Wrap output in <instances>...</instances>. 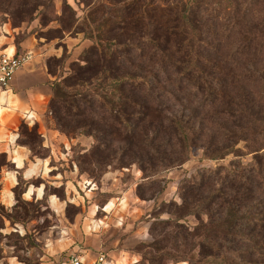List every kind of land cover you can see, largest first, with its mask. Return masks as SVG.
I'll use <instances>...</instances> for the list:
<instances>
[{
	"label": "trees",
	"instance_id": "1",
	"mask_svg": "<svg viewBox=\"0 0 264 264\" xmlns=\"http://www.w3.org/2000/svg\"><path fill=\"white\" fill-rule=\"evenodd\" d=\"M211 1L180 0L175 17L163 23L162 32L152 40L162 58L161 71L167 75L165 81L175 82L177 90L182 91L183 88V91L193 95L192 99L175 97V101L178 100L176 105L181 107L168 110V115L164 116L162 109L153 112L147 100L139 96L153 91V78L156 77L122 68V64L127 63V57L142 49L129 39L103 44L105 51L101 55L107 64L95 66L94 61L85 59L84 64L72 68L70 76L50 83L52 98L47 116L49 120H55V128L66 135L77 133L94 139L91 149L81 148L85 152L77 156L79 173L87 172L95 178L106 173L108 167L124 168L132 164H136L143 173V181L137 185L136 194L141 199H155V204L143 219L147 222L154 220L149 231H158L159 234L152 242L139 244L149 248L146 252H142L140 246L131 249L140 256L138 264L145 261L164 264L169 260L190 264L191 259L184 256L183 245L190 246V252L197 251L200 256L222 257L228 264H264L253 258L254 255L261 256L264 251V200L261 198L264 195V112L260 104L264 102V66L244 68L240 74L234 70L235 67L229 68L224 63L221 68L220 50L216 44L220 38L215 37L216 27L205 23L202 28L198 19L201 11L202 16H209L208 19L213 20L211 23H216L217 16H211L207 9L198 8L202 2L210 4ZM51 2L0 0V11L12 14L16 8L13 12L15 17L23 21L34 15L37 6L48 7ZM84 32L88 34L86 29ZM254 33L249 30L243 35L249 34L247 40L250 43L256 41ZM19 44L20 41L15 44L17 50ZM95 49L94 55L99 53L97 47ZM260 55L262 51L254 58L260 60ZM250 76L256 78L252 83L256 87V96L249 100L250 93L244 90L248 84L245 81H249ZM230 80L233 84L231 89ZM193 100H198L197 106L207 112L219 104L223 105L219 114L221 123H218V133L223 139L220 144H201L203 125L198 121L199 115L188 112L184 103L192 104ZM256 106L259 111L255 112ZM94 107L110 116L115 122L114 127L98 128L96 119L87 116V111ZM228 123L232 126H227ZM18 133L17 143L29 148L33 158L50 155L36 126L29 127L23 120ZM118 134L122 135V140L131 143L140 136L142 147L137 152L130 151L128 147L111 150L107 138ZM172 139L175 140V147L168 145ZM241 141L245 144L239 148ZM194 146H201L203 154L212 160H220L230 154L235 158L230 166L199 168L193 175L184 177L178 187L181 203L175 200L157 202L154 193L146 196L144 190L152 189L158 182L155 176L159 167L182 166ZM248 154H252V159L243 164L241 158ZM3 167L17 171V184L12 189L14 205L7 208L0 200V217L12 226L19 224L25 228L35 220L41 209L48 208L51 194L65 198L56 191L49 192L48 184H45L42 199H25L23 194L28 186L38 185L41 180L25 179L24 170L16 168L8 161L7 155L0 152V178ZM218 177L221 181H217ZM212 179H216V183L211 184ZM113 196L107 195L100 206L103 207ZM164 212L174 218L159 220ZM187 216L198 220L193 229L183 222ZM173 239L177 240L173 249H178L180 253L175 256L162 250L164 242L171 243Z\"/></svg>",
	"mask_w": 264,
	"mask_h": 264
},
{
	"label": "rangeland",
	"instance_id": "2",
	"mask_svg": "<svg viewBox=\"0 0 264 264\" xmlns=\"http://www.w3.org/2000/svg\"><path fill=\"white\" fill-rule=\"evenodd\" d=\"M37 2L40 3V0ZM179 4L180 0H52L48 7L47 5L37 6L38 9L34 15L23 21L15 17L13 12L16 8L12 14L0 11V38L9 40L14 45L20 41L19 50L23 43L31 44V47L28 48L31 51L30 61L38 60L37 63L41 64L48 73L50 83L70 76L72 68L78 64H84L85 59H89L90 62L94 61L95 66L107 64L101 55L102 51H105L103 44L129 39L131 42L142 46V49L134 51L131 57H127V63L122 64V68L130 72L138 71L143 75L152 74V77H156L153 78L155 84L153 91L139 96L147 100L153 112L162 109L163 115L166 116L169 114L168 110L181 107L179 104L176 105L178 100L175 101V97L179 99L182 97L193 98V95L188 91H183V88H181L182 91L177 90L175 82L165 81L167 75L161 71L162 58L152 43L157 33L162 32V24L175 17ZM198 8L200 10L207 9L208 12H211V16H217L214 20L216 23L213 24L211 23L213 20L208 19L209 16H202L201 11L199 16L196 14L200 19L199 23H201L202 28H204L205 23H208L212 28L216 27L214 29L217 31L215 37L220 38L216 44L220 50L218 56L221 58L219 62L221 68L224 63L229 68L235 67L234 70L240 74L241 69L264 66V0H213L210 4L202 2ZM230 18L237 22H232ZM85 29L88 32L86 35ZM249 30L256 32L254 33L256 41L249 43L247 40L249 34L243 35L245 31ZM147 36L148 38L145 39ZM148 39L150 40L148 41ZM96 47L99 53L94 55L93 51L96 50ZM259 51H262L260 60L254 58ZM236 52H240V55H236L237 57H235ZM250 73L252 74V72ZM245 74L248 75L249 72L246 71ZM255 79L254 76H250L249 81H245L248 84L244 91L250 93L249 100L256 96V87L252 85ZM229 84L231 89L233 85L231 80ZM51 98L52 93L48 106ZM193 101L192 104L186 101L184 103L188 106V112L199 115L198 121L200 120V125H203L201 144H220L223 139L218 133L220 130L218 123H221L219 114L223 105L219 104L207 112L197 106L198 100ZM260 104H262L264 112V102H260ZM248 106L250 107V104ZM256 111H259L258 106L255 107ZM87 116L96 119L100 129L114 127V120L100 108L94 107L88 110ZM49 122L55 128V120L50 119ZM227 126L230 127L232 124L228 123ZM60 133L67 136L71 144L61 143L57 155L65 158L69 168H73L74 165L77 166V156L83 154L85 150L89 151L94 139L89 135ZM121 137L122 135L118 134L114 138H107L111 150L116 151L128 147L130 151L137 152L142 147L140 136L139 139L134 138L132 143L129 140H122ZM244 144L245 142L241 141L238 143V147L242 148ZM168 145L175 147V140H170ZM81 148H85V150L83 151ZM243 156L241 158L243 164L252 159V154ZM233 158L235 156L230 154L220 160H212L203 154L201 146H194L190 150L189 159L182 166L159 167L158 174L155 176L158 182L152 189L144 190L145 195L150 196L154 193L157 196V202L175 200L181 203L182 199L178 187L184 177L193 175L199 168L214 169L221 165L230 166ZM57 166L58 170H54V172L63 170L62 166L59 164ZM81 173L79 178L71 180V182L65 179L63 186L55 183L54 178H49L51 183H48V191H56L65 196L64 199H61L56 194H51L57 198V202L65 201L63 210L58 211L49 203L48 208L46 210L41 209L38 212L39 216L29 222L25 228L19 224L12 226L8 220H2L0 217V226L2 225L0 229V253L2 252L3 256L0 258V264L49 263L53 258L49 254L56 249H62L63 245L60 240H57V244L53 248L47 239L62 237L67 234L66 231L70 235L75 236L77 233L81 236L79 228L69 231L65 226L76 221L81 226L83 221L88 222V218L92 221L93 218L101 217L103 212L100 205L106 200L107 195L113 194V197H117L122 194L123 190L132 185L136 194L137 185L143 181V173L136 164L124 168L108 167L106 173L95 178L87 172ZM217 181H221V177H218ZM214 182L216 183V179L210 181L211 184ZM256 195L258 196L260 193H256ZM137 197L141 199L138 195ZM261 198L264 200V195H261ZM141 200H152V204H155V199ZM93 203L98 206L97 210ZM146 204L142 203L139 208H130L131 211L125 213L129 219L136 218L135 223L142 221L143 224H148L147 241L139 242L133 248L139 247L141 243L152 242L154 237L159 234L158 231L152 233L149 231L154 220L147 222L146 219H143L153 207V205L148 207ZM94 210L96 213L93 215ZM170 218H174V216L164 212L159 220ZM183 222L190 229L198 224V220L194 216H187ZM175 241L177 240L173 239L171 243L164 242L162 250L169 252L171 256L180 254L178 249H173ZM188 242L190 243V239ZM183 246L184 256L191 259L190 264H228L222 257L200 256L197 251L190 252V246ZM140 250L146 252L149 248L140 246ZM62 252L65 251H60L58 256ZM253 258L264 262V251L261 256L254 255ZM143 264L150 263L145 261ZM164 264H188V262L174 263L169 260Z\"/></svg>",
	"mask_w": 264,
	"mask_h": 264
},
{
	"label": "crops",
	"instance_id": "3",
	"mask_svg": "<svg viewBox=\"0 0 264 264\" xmlns=\"http://www.w3.org/2000/svg\"><path fill=\"white\" fill-rule=\"evenodd\" d=\"M29 47L31 44L25 42L18 51L9 40L0 38V57L4 54L30 53ZM37 62V59H33L21 67L13 77L8 90L0 86V152L5 153L8 161L12 162L16 168L24 170L25 179L41 180L38 185L28 186L23 194V197L28 200L42 199L45 184L51 183L49 178H54L55 183L62 185L65 179L71 182L79 178L80 174L76 165L69 168L65 158L57 155L61 143L71 144V142L49 122L47 110L52 88L48 73ZM23 120L29 127H37L38 132L43 136V146L50 150L48 157L33 158L29 148L17 143L19 127ZM57 164L63 167L62 171L54 172L58 170ZM0 184V200L7 208H10L15 203L12 189L17 184V171L3 167ZM48 203L58 211L63 210L65 206V201L57 202L54 195L49 196ZM142 203H147L148 207L153 205L152 200L139 199L132 185L101 207L103 212L101 217L93 218L92 221L88 218V222L83 221L81 226L77 221L65 226L69 231L79 228L81 236L77 233L75 236L70 235L66 231L67 234L62 237L47 239L53 248L57 240H60L63 245L62 249H56L49 254L53 258L47 264H71L72 255L78 256L83 262L90 263L100 254L105 255L108 264H138L140 256L133 253L131 249L137 243L147 241L148 224H143L142 221L135 223L136 218L129 219L125 213L130 212V208H139ZM93 205L97 210L96 203ZM96 210L93 211V215ZM60 251L65 252L58 256Z\"/></svg>",
	"mask_w": 264,
	"mask_h": 264
},
{
	"label": "built area",
	"instance_id": "4",
	"mask_svg": "<svg viewBox=\"0 0 264 264\" xmlns=\"http://www.w3.org/2000/svg\"><path fill=\"white\" fill-rule=\"evenodd\" d=\"M31 59V53L23 52L17 55L4 54L0 57V86L8 90L16 72ZM71 264H108L104 254H100L90 263L83 262L78 256L70 257Z\"/></svg>",
	"mask_w": 264,
	"mask_h": 264
}]
</instances>
